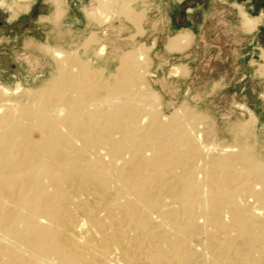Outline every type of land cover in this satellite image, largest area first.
<instances>
[{
	"label": "bare ground",
	"instance_id": "6f19581e",
	"mask_svg": "<svg viewBox=\"0 0 264 264\" xmlns=\"http://www.w3.org/2000/svg\"><path fill=\"white\" fill-rule=\"evenodd\" d=\"M133 3L99 0L88 20L138 28ZM49 51L55 72L41 88L0 86V264H264L251 111L234 143H208L195 112L161 115L149 102L142 46L110 71L96 33Z\"/></svg>",
	"mask_w": 264,
	"mask_h": 264
},
{
	"label": "rangeland",
	"instance_id": "374dc122",
	"mask_svg": "<svg viewBox=\"0 0 264 264\" xmlns=\"http://www.w3.org/2000/svg\"><path fill=\"white\" fill-rule=\"evenodd\" d=\"M98 1L0 0V86L41 88L55 72L49 49L76 50L96 32L107 49L100 64L109 71L124 51L142 46L149 57L145 82L157 96L149 102L161 115L180 107L195 112L208 143H234L233 125L251 111L257 118L252 145L264 159V0H134L142 15L138 28L127 20L90 23ZM249 19L257 22L253 30ZM176 36L185 46L168 48Z\"/></svg>",
	"mask_w": 264,
	"mask_h": 264
},
{
	"label": "crops",
	"instance_id": "0c3cea01",
	"mask_svg": "<svg viewBox=\"0 0 264 264\" xmlns=\"http://www.w3.org/2000/svg\"><path fill=\"white\" fill-rule=\"evenodd\" d=\"M50 4H51V3H50ZM53 7H54V6H53ZM86 11H88V10H86ZM54 17H55V16H54V14H53V19H54ZM113 20L121 21V20H124V19L119 18V19H113ZM259 23H260V22H259ZM259 23H258V24H259ZM258 24H257V25H258ZM92 33H96V32H92ZM180 33H182V32H180ZM90 34H91V33H90ZM90 34H89V35H90ZM96 35H97V33H96ZM87 36H88V35H85V37H87ZM166 45H167V44H166ZM263 53H264V51H263ZM261 57H262V56H261ZM3 68H4V73H5V74H7L8 72H11V70L9 69V67H5V66H4ZM12 74H13V72H11V75H12ZM11 75H9V76H11ZM186 78H187V76H186V77H182V79H186Z\"/></svg>",
	"mask_w": 264,
	"mask_h": 264
}]
</instances>
